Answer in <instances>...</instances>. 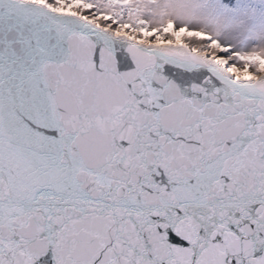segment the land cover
Returning a JSON list of instances; mask_svg holds the SVG:
<instances>
[{
    "label": "snow or ice",
    "instance_id": "1",
    "mask_svg": "<svg viewBox=\"0 0 264 264\" xmlns=\"http://www.w3.org/2000/svg\"><path fill=\"white\" fill-rule=\"evenodd\" d=\"M0 264H264V0H0Z\"/></svg>",
    "mask_w": 264,
    "mask_h": 264
}]
</instances>
